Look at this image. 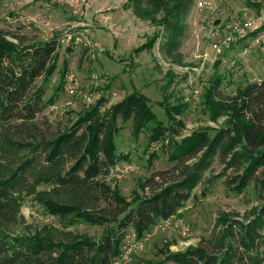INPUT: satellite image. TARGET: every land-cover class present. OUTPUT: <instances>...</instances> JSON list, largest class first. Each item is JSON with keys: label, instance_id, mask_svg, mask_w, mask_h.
<instances>
[{"label": "trees", "instance_id": "trees-1", "mask_svg": "<svg viewBox=\"0 0 264 264\" xmlns=\"http://www.w3.org/2000/svg\"><path fill=\"white\" fill-rule=\"evenodd\" d=\"M190 1L128 0V4L139 18L169 30L166 53L171 56L179 45ZM252 1L264 6V0ZM263 29L264 24L251 35ZM159 36L157 31L135 51L154 45ZM57 46V39L25 42L21 36L10 39L0 31V264H112L132 230L142 238L185 206L216 155L229 167L247 163L233 179L239 193L264 167V79L239 88L234 96L218 99L215 90L222 79L217 75L205 93L204 106L212 121L227 117L225 124L195 131L179 141L172 138L167 146L174 165L154 171L141 185L150 193L131 202L118 186L102 178L127 158L115 146L117 120L133 118L135 133L154 124L149 144L159 142L164 124L151 110L149 99L135 90L105 109L99 103L83 109L63 131H51L46 122L41 126L37 122L40 114L54 101L45 96L58 69ZM67 72L66 66L60 71L57 91L65 89ZM40 78L45 81L42 85L37 84ZM163 105L170 123L165 128L176 136L174 125L183 124L178 117L185 105L168 101ZM41 185L51 188L39 190ZM23 193L36 194L44 210L61 221L105 226V232L98 239L80 234L61 239L32 230L17 235L15 228L23 218L18 196ZM260 212L248 223L221 217L227 227L218 241L220 251L189 246L146 264H263L264 207ZM233 228H238L236 244L226 243L234 235Z\"/></svg>", "mask_w": 264, "mask_h": 264}, {"label": "rangeland", "instance_id": "rangeland-1", "mask_svg": "<svg viewBox=\"0 0 264 264\" xmlns=\"http://www.w3.org/2000/svg\"><path fill=\"white\" fill-rule=\"evenodd\" d=\"M87 1L90 8L85 17L74 15L67 0H0V31L10 39L14 35L21 36L25 42L57 39L58 69L48 82L45 96L46 100L54 101L37 120L41 126L47 123L53 132L71 126L79 113L88 108L84 95L90 89L97 91L104 101L117 94L113 104L124 100L135 90L149 99L151 110L164 124L159 142L149 144L154 124L149 123L141 132L135 133L134 119L123 122L119 117L116 123L119 130L114 142L118 154L127 158L116 165H129L135 170L127 176L112 172V168L109 173L102 174L106 182L118 186L122 194L134 203L136 197L150 193L148 189L143 191L141 185L154 171L170 169L174 165L169 159L171 149L167 146L172 138L179 141L195 131L218 129L225 124L227 117L212 121L204 106L205 93L212 88L217 75L222 79L215 90L218 99L234 96L239 88L264 79V45H253L248 53H244L245 47L253 43L255 35L251 33L264 24V6L252 0H191L182 19L179 45L170 56L166 53V40L171 35L168 29L139 18L129 4L130 11L117 10L113 20L125 26L120 24L117 30L106 27L105 23L99 26L93 23L94 28L87 19L92 2ZM217 20L219 23L215 25ZM75 22L89 23L91 36L99 45L95 59H90L84 47L65 37L69 25ZM236 24L244 28L247 35L227 46L228 27ZM157 31L160 36L154 45L135 51L141 42L150 41ZM116 32L123 33V37L117 36ZM65 66L80 81L73 98L68 96L66 89L57 91L60 71ZM94 74L98 76L96 88ZM43 83V78L37 81L38 85ZM164 101L171 105H185L178 117L183 124L174 125L176 136L165 128L170 123ZM246 166L247 163L242 162L229 167L216 155L202 173L185 206L177 213V217L190 227L191 235L183 237L176 230H159L143 251L132 254L121 264L156 262L163 259L168 251H184L189 246H202L211 253L220 251L218 241L227 227L221 222V217L230 218V222L248 223L264 207V167L259 168L243 193L234 189L233 179L242 174ZM50 188L41 185L39 190ZM35 196L34 193L18 196L23 218L15 228L17 235L32 230L30 233L42 231L61 239L73 234L98 239L105 232V226L71 223L51 216ZM262 217L264 220V215ZM233 230L234 235L226 243L231 240L236 244L238 228Z\"/></svg>", "mask_w": 264, "mask_h": 264}, {"label": "built area", "instance_id": "built-area-1", "mask_svg": "<svg viewBox=\"0 0 264 264\" xmlns=\"http://www.w3.org/2000/svg\"><path fill=\"white\" fill-rule=\"evenodd\" d=\"M67 3L71 5V7H73L72 12L74 15H85V17H87V12L90 8L87 0H67ZM201 6H204V4L201 3ZM69 26L70 27L65 32V37L69 41H72L73 44L84 47L87 50V54L90 59H95L96 51L99 45L91 36V28L89 23L75 22ZM246 35L247 33L245 32V29L242 28L239 24L231 25L228 27L226 33L225 44L229 46L235 43L240 37H244ZM253 45H264V29L260 30L253 37L252 45L246 46L244 49V53H248ZM218 52H220V49L218 50ZM93 79L95 82H97V84L95 85L96 88V86H98V76L94 74ZM79 84L80 81L78 80L76 75L68 72L65 80V89L69 97L73 98L76 95V89L78 88ZM116 96L117 94L114 93L110 98H105V101H103L102 103L104 104V109L111 106L115 102L114 100L116 99ZM84 98L85 104L88 108L98 103L99 100L104 99L101 95H97V91H92V89H90L88 93L84 95ZM134 170L135 169L129 165L121 167L118 164L112 167L111 171L118 172L122 176H127V173L129 175ZM170 229L178 231L183 237H189L191 235L190 227L185 224L182 219H179L177 217V214H175L159 221L142 238H138L136 232L132 230L124 242L121 255L115 260L114 263L121 264L122 262H126L132 254L143 251L147 243L159 230L166 231Z\"/></svg>", "mask_w": 264, "mask_h": 264}, {"label": "crops", "instance_id": "crops-1", "mask_svg": "<svg viewBox=\"0 0 264 264\" xmlns=\"http://www.w3.org/2000/svg\"><path fill=\"white\" fill-rule=\"evenodd\" d=\"M90 1L92 2V6L88 13L87 19L90 20L92 24L94 23V24H97V26H99L100 23H103V24L105 23L106 27L110 29H113L114 27L117 30L119 29L120 24L124 25V23L120 21H116L117 23H114L113 20L116 16L115 13L117 12V10L125 12L127 9L128 11H130V8H128V0H90ZM94 28H95V25H94ZM144 29L147 30L148 28H142L141 30H144ZM130 30L134 31V27L130 26ZM116 34L117 36L121 38L123 37V33L119 34V32H116ZM143 44L144 43L141 42L138 46L140 45L142 46ZM135 46H133V48H135Z\"/></svg>", "mask_w": 264, "mask_h": 264}, {"label": "water", "instance_id": "water-1", "mask_svg": "<svg viewBox=\"0 0 264 264\" xmlns=\"http://www.w3.org/2000/svg\"><path fill=\"white\" fill-rule=\"evenodd\" d=\"M218 23H219V20H217V21L215 22V25H217ZM103 101H104V99H101V100L98 101V103H99V104H102Z\"/></svg>", "mask_w": 264, "mask_h": 264}]
</instances>
